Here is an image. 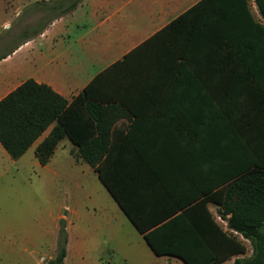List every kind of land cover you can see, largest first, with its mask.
Returning a JSON list of instances; mask_svg holds the SVG:
<instances>
[{
  "label": "crops",
  "instance_id": "0c3cea01",
  "mask_svg": "<svg viewBox=\"0 0 264 264\" xmlns=\"http://www.w3.org/2000/svg\"><path fill=\"white\" fill-rule=\"evenodd\" d=\"M53 1H25L28 9L38 10L39 20L35 34L0 59V64L5 63L0 90L9 88L2 96L31 78L68 100L86 89L104 102H118L110 106L107 119L114 131L111 143L116 146L112 158L119 160L115 178L127 203L184 208L186 201L199 197L210 185L220 186L238 160L264 159V148H256L251 139L243 144L232 137L219 99L215 100L222 91L220 82L237 79L235 74L221 72L220 66L235 60L220 57L216 46L188 43L179 28H167L199 0H78L64 12L51 8ZM69 1L61 0L63 6ZM248 2L253 16L260 19L254 1ZM178 50L186 56L187 67L181 74L170 72L180 62L175 55ZM147 64L149 72L159 66L166 71L141 73ZM50 128L22 155L30 149L34 153ZM59 146L68 149L75 169L81 165L87 181L101 183L91 166L71 152L74 147L67 137L59 140L50 159ZM101 185L103 192L94 195L92 207L108 221L109 211L113 216L123 211ZM90 192L94 194L92 188ZM207 207L217 215L216 204L208 202ZM70 215L81 218L75 210ZM61 218L66 220V215L59 212L56 219ZM67 220L72 224L71 218ZM68 231L64 264L74 249ZM141 237L140 250L146 256L156 255ZM75 248L77 253L84 251L83 241H77ZM156 256L166 257L167 264H185L171 255ZM233 258L222 264H231Z\"/></svg>",
  "mask_w": 264,
  "mask_h": 264
},
{
  "label": "trees",
  "instance_id": "16d2710c",
  "mask_svg": "<svg viewBox=\"0 0 264 264\" xmlns=\"http://www.w3.org/2000/svg\"><path fill=\"white\" fill-rule=\"evenodd\" d=\"M253 1L260 19L253 16L248 0H199L169 22L167 28H179L188 43L216 46L220 57L235 60L221 64V72L235 74L237 79L220 82L222 91L215 100L219 99L232 137L243 144L251 139L256 148L262 149L264 0ZM77 2L70 0L63 6L61 0H55L51 8L59 7L64 12ZM175 55L180 62L170 72L181 74L187 67L186 56L181 50ZM163 68L153 67L149 72L147 64L141 73L165 72ZM117 103L90 96L86 89L68 100L48 85L27 78L0 98V144L16 159L51 126L34 149L39 164H46L59 140L67 137L76 156L95 171L154 254L171 255L185 264H222L232 257V264H264V159L257 156L250 161L238 160L220 186L210 185L199 197L198 194L186 201L184 208H143L141 203L133 206L124 199L122 186L115 178L119 160L112 158L116 146L111 143L114 131L110 130L107 116L110 106ZM208 202L217 205L216 212L226 219L227 229L217 223ZM64 232L62 225L55 256L48 264H64ZM240 237L250 242L252 253L247 258L240 256L247 250Z\"/></svg>",
  "mask_w": 264,
  "mask_h": 264
},
{
  "label": "rangeland",
  "instance_id": "374dc122",
  "mask_svg": "<svg viewBox=\"0 0 264 264\" xmlns=\"http://www.w3.org/2000/svg\"><path fill=\"white\" fill-rule=\"evenodd\" d=\"M25 1L0 0V56L35 34L39 12L28 9ZM4 70L5 63L0 64V71ZM8 89L0 90V97ZM70 160L68 149L60 146L44 166L31 149L13 159L0 145V264H48L55 256L62 225L66 237L67 229L73 235L67 264H167L166 257L146 256L140 250L143 239L122 212L113 216L109 211L106 221L92 207L102 185L87 181L81 165L75 169ZM73 210L80 213V220L70 215ZM59 212L66 220L56 219ZM240 239L247 248L240 256L247 258L252 253L250 242ZM79 240L85 245L81 253L75 252Z\"/></svg>",
  "mask_w": 264,
  "mask_h": 264
},
{
  "label": "built area",
  "instance_id": "2783aa9c",
  "mask_svg": "<svg viewBox=\"0 0 264 264\" xmlns=\"http://www.w3.org/2000/svg\"><path fill=\"white\" fill-rule=\"evenodd\" d=\"M216 221L218 222V224L220 223V224H222L223 226V228L224 229H227V221H226V219L225 218H223V217H221L219 214H217L216 215ZM234 233H236V232H234Z\"/></svg>",
  "mask_w": 264,
  "mask_h": 264
},
{
  "label": "bare ground",
  "instance_id": "6f19581e",
  "mask_svg": "<svg viewBox=\"0 0 264 264\" xmlns=\"http://www.w3.org/2000/svg\"><path fill=\"white\" fill-rule=\"evenodd\" d=\"M108 190V189H107ZM115 199V198H114Z\"/></svg>",
  "mask_w": 264,
  "mask_h": 264
}]
</instances>
